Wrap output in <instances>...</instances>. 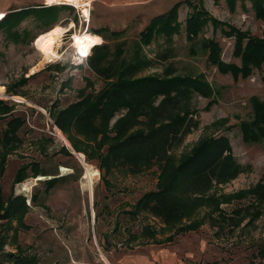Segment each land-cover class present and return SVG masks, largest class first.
I'll return each instance as SVG.
<instances>
[{"label": "rangeland", "instance_id": "obj_1", "mask_svg": "<svg viewBox=\"0 0 264 264\" xmlns=\"http://www.w3.org/2000/svg\"><path fill=\"white\" fill-rule=\"evenodd\" d=\"M89 1L88 26L80 8L62 4L54 5L58 11L46 22L36 11L8 33L0 28V255H31L39 264H264V257L257 256L264 249V138L246 142L241 130L255 115L252 100L264 103V63L251 67L246 78L221 74L200 48L202 39L212 40L220 61L240 67L234 37L225 33L234 27L264 42V22L255 17L249 0L233 5L227 0ZM177 3L172 42L159 37L142 45L154 66L138 76L160 77L164 67L172 66L177 76L202 78L214 93L191 98L196 127L173 147L169 161H180L206 139L225 137L239 172L199 197L194 210L164 224L148 214H126L156 188L157 167L138 175L115 168L105 177L93 159L105 146L103 134L62 132L50 112L98 92L108 82L86 63L92 49L81 57L72 47L75 34L100 30L102 43L108 42L112 51L124 43L128 60L150 21ZM38 7L51 6L45 0H0V13L5 14ZM197 10L219 24L208 20L197 38L189 40L186 21ZM72 23L60 38L57 57L46 60L36 38ZM168 48L173 58L156 63ZM7 107L10 112L3 114ZM124 115L117 113L108 129ZM9 116L22 117L24 123L14 141L6 142L2 133ZM86 170L93 176L92 187L85 181ZM52 179L58 182L52 184Z\"/></svg>", "mask_w": 264, "mask_h": 264}, {"label": "trees", "instance_id": "obj_2", "mask_svg": "<svg viewBox=\"0 0 264 264\" xmlns=\"http://www.w3.org/2000/svg\"><path fill=\"white\" fill-rule=\"evenodd\" d=\"M234 1L227 0V3L233 5ZM249 1L255 17L264 22V0ZM179 6L180 3L175 4L166 15L156 16L150 21L139 34L140 38L133 43L128 60L124 57V43L115 46L113 51L106 41L92 48L86 63L101 80L108 81L107 84L98 92L85 94L62 109L56 105L53 110L57 112H50L54 125L62 132L103 134L105 146L101 152L93 155V159L105 177L115 168L138 175L157 167L160 176L156 188L144 193L126 214L129 218L148 214L164 224H172L178 214L194 210L199 205V197L213 186L231 180L239 172L225 137L206 139L180 161H169L173 147L196 127L191 98L195 94L210 97L214 91L209 83L198 77L177 76L172 66L164 67L160 77L138 76L144 69L154 66L153 61L144 55L141 46L159 37H164L167 44L172 42L171 37L177 30ZM36 11L41 12L37 13V18L46 22L51 14L57 13L58 8L38 7L7 13L0 21V28L8 33L26 15ZM43 11H48V14ZM208 20L219 24L203 10L195 11L187 19L185 29L189 40L197 38L202 25ZM92 33L105 39L100 30ZM119 34L111 32V36ZM225 35L234 37V54L239 57L240 67L220 61V51L214 41H200V48L207 53L209 64L219 73L241 74L246 78L251 67H260L264 63V42L261 39L248 36L234 27H229ZM172 52L173 49L168 48L158 54L156 63H165L173 58ZM252 101L255 115L251 121L242 123L241 127L246 142H258L264 138V103L257 99ZM121 111H125V115L115 122L112 130L108 129L110 122ZM9 112L7 107L3 114ZM23 123L22 117L9 116L2 133L6 142L14 141V135ZM56 180L52 179L50 183L55 184L58 182ZM257 256L264 257L262 247L258 249ZM0 264L39 262L31 255L9 252L0 255Z\"/></svg>", "mask_w": 264, "mask_h": 264}, {"label": "bare ground", "instance_id": "obj_3", "mask_svg": "<svg viewBox=\"0 0 264 264\" xmlns=\"http://www.w3.org/2000/svg\"><path fill=\"white\" fill-rule=\"evenodd\" d=\"M46 4L49 6L54 5H73L80 8L84 17L89 16L90 11V1L89 0H45ZM5 13H0V20L4 19ZM74 27V23L71 24L70 27L62 28V29H51L47 32L40 34L36 38L35 46L38 50L44 55L46 60H51V58L57 57L56 48L58 47L60 38L67 32H69ZM73 45L72 47L77 51L78 55L81 57H85L90 53L91 49L96 45L102 44V38L98 35H93L89 33V31H85L83 33L75 34L72 38ZM67 144V141H64ZM85 165V164H84ZM86 167V165H85ZM86 178L85 181L92 187L93 184V176L91 173L86 170ZM30 186V185H29ZM24 189L27 188L25 184ZM23 189V190H24ZM92 190V189H91Z\"/></svg>", "mask_w": 264, "mask_h": 264}, {"label": "built area", "instance_id": "obj_4", "mask_svg": "<svg viewBox=\"0 0 264 264\" xmlns=\"http://www.w3.org/2000/svg\"><path fill=\"white\" fill-rule=\"evenodd\" d=\"M80 18L82 19V22H84L87 26H88V22H89V16L88 17H84L82 14L80 15ZM1 21V20H0Z\"/></svg>", "mask_w": 264, "mask_h": 264}, {"label": "crops", "instance_id": "obj_5", "mask_svg": "<svg viewBox=\"0 0 264 264\" xmlns=\"http://www.w3.org/2000/svg\"><path fill=\"white\" fill-rule=\"evenodd\" d=\"M51 29V28H50ZM90 33V32H89Z\"/></svg>", "mask_w": 264, "mask_h": 264}]
</instances>
